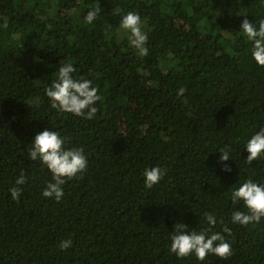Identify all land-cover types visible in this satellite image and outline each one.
<instances>
[{"label":"trees","instance_id":"16d2710c","mask_svg":"<svg viewBox=\"0 0 264 264\" xmlns=\"http://www.w3.org/2000/svg\"><path fill=\"white\" fill-rule=\"evenodd\" d=\"M128 11L141 17L147 56L120 27ZM244 15L258 26L264 0H0V264H264V217L231 219L247 212L232 191L264 184V156L246 162L248 139L264 127V66L240 29ZM61 63L98 88L92 119L52 107L46 88ZM45 129L88 160L58 202L42 195L50 171L28 158ZM225 147L231 158L220 161ZM154 166L167 171L147 189L143 172ZM206 212L233 255L170 253L175 223L199 232Z\"/></svg>","mask_w":264,"mask_h":264},{"label":"clouds","instance_id":"9594fccd","mask_svg":"<svg viewBox=\"0 0 264 264\" xmlns=\"http://www.w3.org/2000/svg\"><path fill=\"white\" fill-rule=\"evenodd\" d=\"M101 14L99 4L87 11L84 17L88 24H92ZM241 21L240 29L246 35L247 40L252 42V57L259 66H264V20L253 23L246 18ZM142 20L140 15L134 11H128L120 22V27L130 33V45L137 50L139 56H147L146 46L148 35L141 28ZM6 26V22H5ZM77 69L72 63H61L58 68L57 78L46 88V95L52 102V107L61 112L71 113L78 117L92 119L98 109L95 106L101 99L98 95V88L92 85L89 79H76L73 74ZM185 92L181 87L178 95ZM32 147L28 150V158L32 161L39 160L47 167L52 174V181L48 182L42 190L46 198H54L57 202L63 197V185L67 180L82 178L87 171L88 160L82 148H66V140L58 131L43 130L35 135ZM248 155L247 163L264 156V127L252 134L246 144ZM220 161H227L230 151L227 147L220 149ZM225 171L231 168L225 164ZM166 169L158 166L145 168L143 172L144 186L151 189L160 183L166 174ZM27 177L23 171L15 180V185L9 188L13 200H19L22 194L20 185L26 183ZM233 204L243 202L247 212L236 210L232 213V223L250 225L258 223L264 217V184H257L252 180H246L231 193ZM208 228L199 232L188 231V225L183 222L175 223L174 232L170 238L169 251L178 258L195 254L198 260H205L209 254H214L221 259H227L233 255L231 244L226 240L225 235L219 231H212L216 224V218L211 213H204ZM223 233L230 234L231 229L223 227ZM73 244L71 238L60 241L58 247L67 250Z\"/></svg>","mask_w":264,"mask_h":264}]
</instances>
